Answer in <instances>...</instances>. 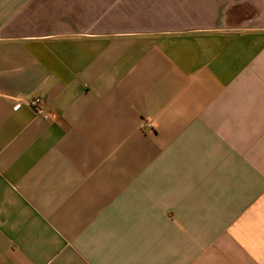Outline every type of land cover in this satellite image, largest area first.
I'll return each instance as SVG.
<instances>
[{
  "label": "crops",
  "instance_id": "obj_1",
  "mask_svg": "<svg viewBox=\"0 0 264 264\" xmlns=\"http://www.w3.org/2000/svg\"><path fill=\"white\" fill-rule=\"evenodd\" d=\"M0 264H264V0H0Z\"/></svg>",
  "mask_w": 264,
  "mask_h": 264
},
{
  "label": "built area",
  "instance_id": "obj_2",
  "mask_svg": "<svg viewBox=\"0 0 264 264\" xmlns=\"http://www.w3.org/2000/svg\"><path fill=\"white\" fill-rule=\"evenodd\" d=\"M26 104L35 112L36 114L42 115L44 118L49 117V113L44 109V103L39 96H31L26 100ZM17 106L14 105V107Z\"/></svg>",
  "mask_w": 264,
  "mask_h": 264
}]
</instances>
